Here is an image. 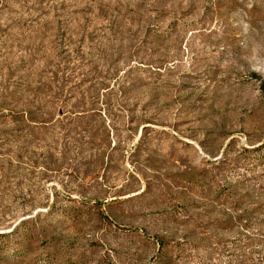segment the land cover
I'll list each match as a JSON object with an SVG mask.
<instances>
[{
  "label": "rangeland",
  "instance_id": "rangeland-1",
  "mask_svg": "<svg viewBox=\"0 0 264 264\" xmlns=\"http://www.w3.org/2000/svg\"><path fill=\"white\" fill-rule=\"evenodd\" d=\"M0 264H264V0H0Z\"/></svg>",
  "mask_w": 264,
  "mask_h": 264
}]
</instances>
